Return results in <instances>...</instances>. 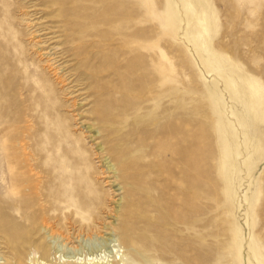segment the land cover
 I'll return each mask as SVG.
<instances>
[{
    "label": "rangeland",
    "instance_id": "1",
    "mask_svg": "<svg viewBox=\"0 0 264 264\" xmlns=\"http://www.w3.org/2000/svg\"><path fill=\"white\" fill-rule=\"evenodd\" d=\"M173 121L139 176L121 146L161 151ZM1 217L0 264H264V0H0Z\"/></svg>",
    "mask_w": 264,
    "mask_h": 264
},
{
    "label": "bare ground",
    "instance_id": "2",
    "mask_svg": "<svg viewBox=\"0 0 264 264\" xmlns=\"http://www.w3.org/2000/svg\"><path fill=\"white\" fill-rule=\"evenodd\" d=\"M87 1L91 2L93 0H87ZM93 11L94 10L92 8H88V9L83 10V12H85V13H83V12L82 13L85 16H88L89 22L85 26L84 31L81 32L79 29L77 30V32H78L80 37L88 38L95 31L96 28L91 22V19L93 17ZM65 12H72V11L71 10H65ZM103 16H105V14H103ZM106 25H108V21H107ZM83 57L87 58V56H83ZM138 78L136 77V79H138ZM134 79L135 78H133L132 80L134 81ZM143 80H144V78H143ZM146 82H147V80H146ZM143 84H146L145 81H144ZM134 85H135V83H134ZM172 85H174L173 84V79L170 76H165L164 80H163V84H161V83L158 84L155 81L148 80L147 84L144 87H142L138 91L136 90L137 94L139 93V95H140V102H139L137 111H139L141 109V107L148 109V111H142L143 117H138L137 111L135 110L136 111L135 114H134L135 126H138V127L139 126H151L152 129L158 127L159 123L164 120V118H160V111H159V108H158L160 106L159 92H162V91L164 93L170 92V88H171ZM127 87H129V86H127ZM126 90H128V89H126ZM155 91H157L158 93L157 94L153 93ZM180 99L185 101V98L181 97ZM175 100H177V98H174V99L173 98L172 99L169 98L168 102L169 103H173ZM187 113H188L187 108H185L183 110H179V111H174V110L170 109L168 111L167 115H162L161 114V116L175 117L178 114L186 115ZM125 120H127V118ZM161 132H162L160 134L161 137L165 138L166 140H170V144L168 146H166V147H162L163 149L161 151L153 150L152 153H147L146 151L151 147L147 143L138 144L140 147L139 148L137 147L136 149H134L132 151L129 150L130 148L127 147V145H122L121 146V150H123L122 151V155L124 156V158L131 153V154L134 155L133 157H135V159H137L139 161V162L138 161L136 162V164L138 163L137 167H136V170L138 168L139 169L138 172H141V173H139V176H140V174L142 176H146L147 175L143 169L146 166H148V164H149L148 162H150V164L152 165L151 169H154L156 166H158L157 162H155V164H154V162H153L154 159L160 158V157H166L167 156V152H169V155L171 157L173 156V154H175V152H173V151H167L166 148L167 147L170 148L171 146H173L176 143L177 137L179 135H181V133H182L179 130V128H178V123L174 122V121L173 122H169L167 127L163 128V130H161ZM202 137L203 136H201V138ZM127 140L129 141L130 137H128ZM124 143L127 144V142H124ZM170 150H171V148H170ZM184 155H185L184 164H185V167L189 170V172L192 173L193 171H198V172H200L202 174V172H203V162H204V150H203V145H202V139H199L198 142H196V143H194V144H192L190 146L187 145L184 148ZM147 159H148V161L146 162ZM166 171H167V173H171L168 170H166ZM189 175H191V174H189ZM22 184H23V181L19 180V181H17V183L11 185L15 190L18 191V193H19L18 197H22V196H24L26 194L25 191L18 190V186H20ZM175 199H177V196H174V199L172 198V200H171L173 208L180 205L179 201H176ZM172 212L174 213V211H172ZM16 213L20 214V212L18 210H16ZM4 219H5L4 217L0 218L1 221H3ZM12 237L17 239V234L16 233H12ZM87 241H88V244H90V245L93 244L92 241H89V240H87ZM123 243H126V241L124 239H123ZM140 244H144L145 245V239H143L141 237L137 238L136 239V245L138 246ZM45 250H47V249H45ZM122 251L123 250H121L120 247L117 248V250L115 251V261L114 262H116V260H118V262L122 261V258H123V255H124V253L121 254ZM91 260L93 261V259H91ZM6 264H8V263H6ZM9 264H14V263H10L9 262Z\"/></svg>",
    "mask_w": 264,
    "mask_h": 264
}]
</instances>
